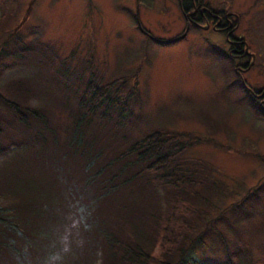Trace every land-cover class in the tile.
<instances>
[{"label":"trees","instance_id":"1","mask_svg":"<svg viewBox=\"0 0 264 264\" xmlns=\"http://www.w3.org/2000/svg\"><path fill=\"white\" fill-rule=\"evenodd\" d=\"M178 2L184 12L215 8L211 0ZM33 3L11 31L2 25L12 5L0 22V71L10 63L46 69L0 84V264H264V228L250 224L264 219V186L221 205L228 187L218 170L184 155L207 139L157 125L128 136L138 70L79 78L67 59L55 62L47 44L20 33ZM34 97L49 101L35 105ZM205 250L212 260L195 256Z\"/></svg>","mask_w":264,"mask_h":264},{"label":"rangeland","instance_id":"2","mask_svg":"<svg viewBox=\"0 0 264 264\" xmlns=\"http://www.w3.org/2000/svg\"><path fill=\"white\" fill-rule=\"evenodd\" d=\"M31 1L0 0V22L9 5L14 11L7 14L8 23L2 28L14 29ZM211 1L220 10L246 13L240 28L245 38H249L250 16L257 19L258 32H264V0ZM135 15L142 28L160 40L182 34L187 25L178 0H34L20 33L25 40L47 44L55 62L67 59L64 64H71L79 78L91 70L104 78L138 70V101L131 107L124 128L128 131H124L129 136L157 125L207 139L189 147L184 155L210 162L218 170L228 187L219 204L234 200L250 187L264 186V119L253 111L244 91L233 84L236 78L222 55L228 47L224 35L190 26L183 39L159 45L143 34ZM40 65L10 63L0 71V84L46 74ZM259 69L261 72L244 75L247 83L264 85V70ZM133 81V77L127 80L129 89ZM48 101L47 97H34L31 103ZM263 204L264 199L257 209L262 211ZM250 224L254 230L264 228V219L258 217ZM195 256L214 258L206 250Z\"/></svg>","mask_w":264,"mask_h":264},{"label":"flooded vegetation","instance_id":"3","mask_svg":"<svg viewBox=\"0 0 264 264\" xmlns=\"http://www.w3.org/2000/svg\"><path fill=\"white\" fill-rule=\"evenodd\" d=\"M219 11L223 10L216 7L198 9L193 6L188 12H182L190 24L196 23L203 30L209 29L224 35L228 47L227 53L222 51V55L233 61L239 80L245 85L251 97L257 101V105L264 110V85H258V83L251 85L244 78L247 72L254 70L261 72L259 69L261 66L264 70V32H258L257 19L255 16L254 18L250 16L248 19L249 38H245L244 31L241 32L240 28L244 25L243 16L246 13L227 10L224 14H219Z\"/></svg>","mask_w":264,"mask_h":264},{"label":"water","instance_id":"4","mask_svg":"<svg viewBox=\"0 0 264 264\" xmlns=\"http://www.w3.org/2000/svg\"><path fill=\"white\" fill-rule=\"evenodd\" d=\"M137 19H139V18L137 17ZM139 27H141L140 24H139ZM188 28H189V22L186 25L185 32L181 36L167 40V42H174V41H177V40L183 38L186 35ZM155 39L159 42H162V40H160V39H157V38H155Z\"/></svg>","mask_w":264,"mask_h":264},{"label":"clouds","instance_id":"5","mask_svg":"<svg viewBox=\"0 0 264 264\" xmlns=\"http://www.w3.org/2000/svg\"><path fill=\"white\" fill-rule=\"evenodd\" d=\"M55 259V258H54Z\"/></svg>","mask_w":264,"mask_h":264}]
</instances>
